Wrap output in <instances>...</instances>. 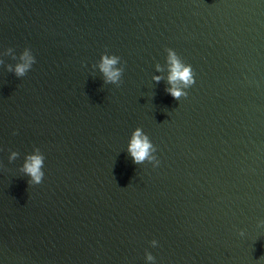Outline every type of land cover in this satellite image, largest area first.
I'll use <instances>...</instances> for the list:
<instances>
[{"label":"water","instance_id":"95a60500","mask_svg":"<svg viewBox=\"0 0 264 264\" xmlns=\"http://www.w3.org/2000/svg\"><path fill=\"white\" fill-rule=\"evenodd\" d=\"M0 264H264V0H0Z\"/></svg>","mask_w":264,"mask_h":264},{"label":"clouds","instance_id":"9594fccd","mask_svg":"<svg viewBox=\"0 0 264 264\" xmlns=\"http://www.w3.org/2000/svg\"><path fill=\"white\" fill-rule=\"evenodd\" d=\"M165 64L167 68L166 80L168 87L165 91L170 94L173 98H179L182 95H186L185 89L193 83V72L189 64L184 63L177 53L172 48L165 49ZM120 57L112 53H101L100 58L97 62V67L103 75L106 83H119L122 68L118 66ZM35 62V57L31 54L29 49L25 48L19 56V62L15 64L12 69L16 75H23L32 64ZM155 67L159 71L161 68L160 64H156ZM153 80L159 81L160 75H153ZM128 155L131 157L133 163H141L145 160L152 161L154 166L159 163L155 156V145L151 142L148 135L142 131L140 127L132 129L128 142L126 145ZM17 153L13 151L10 157L16 156ZM44 157L38 151L34 150L31 153L25 154V159L21 165V171L26 173L29 177V184H38L43 176V165ZM155 239L150 241V244L156 245ZM144 258L146 261H153V255L145 251Z\"/></svg>","mask_w":264,"mask_h":264}]
</instances>
